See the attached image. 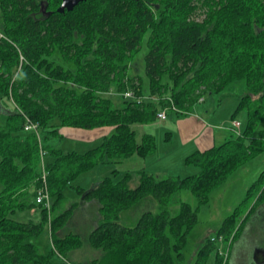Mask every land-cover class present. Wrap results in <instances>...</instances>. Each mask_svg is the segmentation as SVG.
<instances>
[{
  "label": "trees",
  "instance_id": "trees-1",
  "mask_svg": "<svg viewBox=\"0 0 264 264\" xmlns=\"http://www.w3.org/2000/svg\"><path fill=\"white\" fill-rule=\"evenodd\" d=\"M61 1L0 0V98L14 108L0 123V264H175L198 207L180 202L170 214L174 195L187 188L198 206L206 203L214 187L264 151V0H83L60 13ZM144 38L145 85L129 73ZM231 87L241 92L230 118L244 111L245 126H229L222 142L188 154L185 161L199 168L196 173L160 176L142 168L114 181L113 169L88 189L76 187L82 201L100 204V223L88 244L101 254L70 261L81 239L66 230L78 203L55 212L65 200V186L98 164L152 153L154 136L143 133L138 142L133 124L158 119L161 109L190 114L205 95H219V102ZM112 88L120 92V106L106 95ZM127 89L133 98L121 94ZM63 126L113 130L81 152L42 143L50 135L60 138ZM42 150L48 157L44 180ZM134 174L138 183L132 187ZM42 186L50 210L35 201ZM147 196L155 198L157 211L142 212L133 225L120 223L122 212ZM262 202L264 168L215 231L222 242L205 236L193 264H207L211 252L212 264H225L223 255ZM33 208L40 210L39 222L16 217ZM45 224L47 252L34 241Z\"/></svg>",
  "mask_w": 264,
  "mask_h": 264
},
{
  "label": "rangeland",
  "instance_id": "rangeland-1",
  "mask_svg": "<svg viewBox=\"0 0 264 264\" xmlns=\"http://www.w3.org/2000/svg\"><path fill=\"white\" fill-rule=\"evenodd\" d=\"M198 13L199 14L196 15L197 19H201L204 15L202 11H198ZM0 36H2V34H0ZM145 51L146 46L144 38L140 51L131 61L134 66L129 69V73H131V75L133 73L132 76H140V78H142L141 80L144 82V85L147 82L143 69V55ZM144 88H146V86H144ZM227 91V95L219 102V95H205L204 100L198 102L192 108V111L206 117L208 121H210V125H213L211 126L213 128L219 125L228 126L230 121H235L239 124L238 127L243 129L246 123L244 111L241 110L236 113L233 119L230 118L239 101L241 91L232 87L228 88ZM119 93L120 92L116 89L112 88L106 94L111 97L115 106H120L122 104V98ZM144 94L146 95V91ZM13 109V105L8 102L6 98H0V123L4 122L7 112H11ZM187 115H189V113L181 116L170 110L164 120L155 119L147 123L133 124L132 128L135 130L136 140L138 142L143 133H150L154 136L156 149L152 153L148 154L146 158L133 154L128 159L115 165L112 163L98 164L90 170L81 173L65 186L63 190L65 200L55 212L61 211L72 202L78 203L68 222L66 230L77 233L81 239L80 247L70 252V261L87 262L101 254L99 249H94L88 244V235L90 231L100 223L98 211L100 204L94 199L82 201L80 195L76 191V187L81 186L88 189L97 182V179L100 180L110 175L113 169H117L115 176H112L114 181H117L125 171H137L143 167L149 168L150 165L152 169L156 167H169L168 170L165 169V171L160 172V176L178 175L179 177H184L198 171L199 168L196 165L187 163L182 156V152L184 150L191 151V147L189 144L185 146L182 145L185 143V138L182 137V132L176 122L177 118H183ZM56 138L62 141L59 147L62 146L64 151L73 149L70 147L73 141L62 137ZM55 140V136L50 135L46 140L42 139V143L55 145ZM101 140L102 139L99 138L90 147L99 144ZM78 145L80 146V144ZM81 151L85 150H80L79 152ZM47 160L48 157L43 156V162L45 163ZM192 168L195 169L192 170ZM263 168L264 151L249 159L246 163L233 171L222 183L214 187L209 193L207 202L199 206L197 204V198L190 189H181L174 195L168 207L170 214L177 213L180 202H186L192 208L198 207L197 222L187 235L185 246L182 248V257L177 258L174 254L175 264H193L199 241L207 235L215 236V231L219 228L224 218L244 199L247 189L257 179ZM137 183L138 176L134 174L130 185L134 187ZM252 201L253 198H250L247 207ZM262 204L264 203H260L258 208ZM262 207H260L259 211L261 216L257 217L253 212V217L252 215L247 217L241 234L233 242L227 255H223V262H225V264H258L257 260L252 257V249L255 245H264V224L262 223V218H264V206ZM132 208L131 211L125 210L122 212L120 223L133 225L142 212L148 210L153 212L157 211V203L154 197L147 196L132 206ZM243 209L246 211V208ZM48 210H50V208ZM129 211L130 216L128 217L127 212ZM16 217L21 220H30L33 222H39L41 220L39 208L25 211L23 214L17 215ZM46 227L45 224L42 234L34 239L38 244L39 250L43 252H47L50 249V234ZM224 253H226V251ZM213 261L214 252H211L207 258V264H212Z\"/></svg>",
  "mask_w": 264,
  "mask_h": 264
},
{
  "label": "crops",
  "instance_id": "crops-1",
  "mask_svg": "<svg viewBox=\"0 0 264 264\" xmlns=\"http://www.w3.org/2000/svg\"><path fill=\"white\" fill-rule=\"evenodd\" d=\"M209 122L210 121H208L206 117L193 111L192 113H190L187 116H184L183 118H177L176 123L182 132L181 134L182 137L185 138V143L182 145L185 146L189 144L191 147V151H185L183 149L184 150L182 152L183 155L181 154L183 156V159L188 154L196 150H204L213 146L214 144L222 142L231 131L229 129L230 123L228 126L219 125L213 128L211 127L213 125H210ZM112 130H113V126H104L93 129H81V128L63 126L59 128L58 133L62 138L73 141L70 144V147L73 149L69 151L75 150L79 152L80 150H86L88 148H91L90 146H92V144L96 142V140H98L99 138L102 139L105 136L109 135L112 132ZM55 139H56L55 145L59 147L62 141L58 140L56 137ZM78 144H80V146ZM60 148L63 150L62 146ZM78 148H82V149H78ZM143 158H146V156ZM143 168L150 173L160 175L161 174L160 172L165 171V169L168 170L169 167H156L152 169L150 165L149 168L147 167H143ZM194 169L195 168H192V170ZM132 172H136V170ZM98 180L99 179H97V181ZM262 206H264V204H262L260 207ZM260 207L254 212L255 216L257 217L261 216V214L258 213L260 211ZM262 223L264 224V218H262ZM261 247L264 248V245H261Z\"/></svg>",
  "mask_w": 264,
  "mask_h": 264
},
{
  "label": "built area",
  "instance_id": "built-area-1",
  "mask_svg": "<svg viewBox=\"0 0 264 264\" xmlns=\"http://www.w3.org/2000/svg\"><path fill=\"white\" fill-rule=\"evenodd\" d=\"M121 94L123 95L124 98H133L134 97V94H133V91L132 90H125L123 92H121ZM157 118L159 120H164L166 117H167V114H166V109H161L159 110L157 113ZM230 126L232 128H235L238 130V126L239 124L235 121H231L230 122ZM27 129L29 128H34V125H28L26 127ZM45 152L42 150L41 151V156H45L44 155ZM43 158V157H42ZM42 173H41V176H42V179L44 180L45 179V176H46V171L44 169V165H43V160H42ZM35 201L37 203H42L47 209L50 208L51 204H50V197H49V194H48V191H47V188L45 186H42L40 187L39 189H37V193H36V196H35ZM210 239L211 241L213 242H217V243H220L222 242L223 238H222V235H216L215 236H210Z\"/></svg>",
  "mask_w": 264,
  "mask_h": 264
},
{
  "label": "water",
  "instance_id": "water-1",
  "mask_svg": "<svg viewBox=\"0 0 264 264\" xmlns=\"http://www.w3.org/2000/svg\"><path fill=\"white\" fill-rule=\"evenodd\" d=\"M83 0H62L57 7V11L63 13L65 10H71L76 4ZM262 260L258 264H264V250L261 251Z\"/></svg>",
  "mask_w": 264,
  "mask_h": 264
},
{
  "label": "flooded vegetation",
  "instance_id": "flooded-vegetation-1",
  "mask_svg": "<svg viewBox=\"0 0 264 264\" xmlns=\"http://www.w3.org/2000/svg\"><path fill=\"white\" fill-rule=\"evenodd\" d=\"M260 213V212H258ZM254 214H252V217H253ZM264 248H262L261 246L259 245H255L252 249V257H254L257 262H260L262 260V256H261V251H263Z\"/></svg>",
  "mask_w": 264,
  "mask_h": 264
}]
</instances>
